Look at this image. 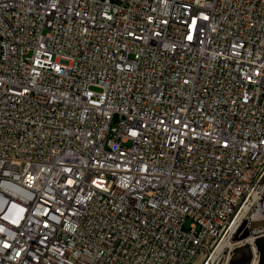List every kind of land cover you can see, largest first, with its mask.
Segmentation results:
<instances>
[{
	"label": "built area",
	"instance_id": "1",
	"mask_svg": "<svg viewBox=\"0 0 264 264\" xmlns=\"http://www.w3.org/2000/svg\"><path fill=\"white\" fill-rule=\"evenodd\" d=\"M253 232L264 0H0V264H209Z\"/></svg>",
	"mask_w": 264,
	"mask_h": 264
},
{
	"label": "crops",
	"instance_id": "2",
	"mask_svg": "<svg viewBox=\"0 0 264 264\" xmlns=\"http://www.w3.org/2000/svg\"><path fill=\"white\" fill-rule=\"evenodd\" d=\"M243 229L245 228L243 227ZM241 232H239L235 241H239ZM253 234L254 237L251 238L247 244L244 241L235 242L228 251L223 252V254L216 259L217 261L216 263L214 262V264H264V232H253ZM251 244L254 246L255 256L253 255L254 251Z\"/></svg>",
	"mask_w": 264,
	"mask_h": 264
},
{
	"label": "bare ground",
	"instance_id": "3",
	"mask_svg": "<svg viewBox=\"0 0 264 264\" xmlns=\"http://www.w3.org/2000/svg\"><path fill=\"white\" fill-rule=\"evenodd\" d=\"M229 243L227 242V240H223L222 243L219 244V246L216 248V250L213 252V254L211 255V259L209 261L210 263H214L216 261V259L220 256L221 252L223 251V249L228 245Z\"/></svg>",
	"mask_w": 264,
	"mask_h": 264
},
{
	"label": "water",
	"instance_id": "4",
	"mask_svg": "<svg viewBox=\"0 0 264 264\" xmlns=\"http://www.w3.org/2000/svg\"><path fill=\"white\" fill-rule=\"evenodd\" d=\"M243 227H244V225H242V226L239 228L238 233H237L236 236L234 237V240L236 239V237H237V235L239 234V232L242 231ZM248 236H249V230L245 228V229H243V231H242L241 234L239 235V240H244V239H246ZM246 244H247V242H246ZM248 245H249V244H248ZM249 247H250V245H249ZM251 247H252V246H251ZM257 251H258V250H257Z\"/></svg>",
	"mask_w": 264,
	"mask_h": 264
},
{
	"label": "rangeland",
	"instance_id": "5",
	"mask_svg": "<svg viewBox=\"0 0 264 264\" xmlns=\"http://www.w3.org/2000/svg\"><path fill=\"white\" fill-rule=\"evenodd\" d=\"M231 247H232V246H231ZM231 247H230V248H231ZM228 250H229V249L226 248L224 252H226V251H228ZM222 254H223V253H222ZM257 254H258V253H257ZM215 263H216V262H215ZM191 264H198V258H196L195 261H194L193 263H191Z\"/></svg>",
	"mask_w": 264,
	"mask_h": 264
}]
</instances>
